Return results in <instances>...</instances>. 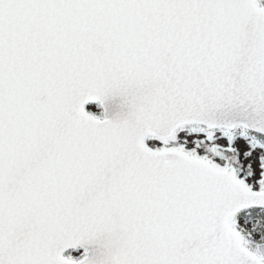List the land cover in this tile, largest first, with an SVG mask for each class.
<instances>
[{
  "label": "snow or ice",
  "instance_id": "snow-or-ice-1",
  "mask_svg": "<svg viewBox=\"0 0 264 264\" xmlns=\"http://www.w3.org/2000/svg\"><path fill=\"white\" fill-rule=\"evenodd\" d=\"M0 264H264V0H0Z\"/></svg>",
  "mask_w": 264,
  "mask_h": 264
}]
</instances>
